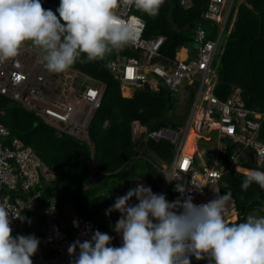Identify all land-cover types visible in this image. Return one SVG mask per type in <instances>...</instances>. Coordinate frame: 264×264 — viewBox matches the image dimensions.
<instances>
[{"label": "built area", "instance_id": "built-area-1", "mask_svg": "<svg viewBox=\"0 0 264 264\" xmlns=\"http://www.w3.org/2000/svg\"><path fill=\"white\" fill-rule=\"evenodd\" d=\"M206 1L201 19L217 26L218 30L214 38H207L204 28L197 26L194 39L198 47L192 58L176 55L171 59L161 55L159 50L165 37L155 34L149 40L143 39L144 21L134 7L122 5L118 14L130 18L134 26L135 42L128 45L132 54L116 55L107 62V68L121 81L122 97L126 101V104L116 103L117 116L129 103H132L128 108L132 115L127 121L117 118L111 125L108 119L104 120L103 128L128 124L125 131L135 143L145 145L149 140H166L174 146L171 160L156 166L163 180L159 189L152 190L164 194L169 202L181 197L175 188L182 185L185 196L191 195L193 203H207L216 198L214 190L221 195L222 177L231 168L247 173L241 166L245 160L258 166L264 162V143L259 140L264 111L246 108L238 87L232 88L226 100L219 99L213 92L218 68L213 61L216 55H221L226 42L218 52L222 34L228 23L229 28L233 23L235 0ZM180 3L189 7L191 0H180ZM159 84L176 95L186 89L191 96L187 118L179 129L167 125L152 130L140 118L141 109L134 100V92L144 87L156 91ZM104 87L103 83L78 70L60 74L48 72L39 51L31 44H26L14 60L0 64V94L33 112L59 134L73 136L88 145L91 144L89 126L100 107ZM189 133L193 135L192 141L186 147ZM200 136L212 142L209 144L212 149L198 145ZM9 137V130L0 123V204H6L11 211L20 210L25 216L39 205L44 187L53 182L56 175L30 147L20 139L10 140ZM89 174L93 177L94 170ZM40 213L44 216L41 225L36 215L28 219L30 224L27 220L23 223L13 220V235L34 234L39 240L43 237L44 253H36L32 257L33 264H70L73 257L68 254L69 245L76 240L90 239L96 230L94 222L68 208L61 217L54 196L45 200ZM115 234L120 240L121 236ZM207 263L206 259L198 261L191 257V264Z\"/></svg>", "mask_w": 264, "mask_h": 264}, {"label": "clouds", "instance_id": "clouds-1", "mask_svg": "<svg viewBox=\"0 0 264 264\" xmlns=\"http://www.w3.org/2000/svg\"><path fill=\"white\" fill-rule=\"evenodd\" d=\"M239 1L233 6L234 20L231 28L242 0ZM164 2L165 0H59V6L54 7V12L45 9L41 0H0V64L17 58L26 44L37 49L46 70L56 74L73 69L77 62L103 60L114 50L124 47L127 48V53L117 52L115 56L131 55L128 45L135 42L134 26L130 18L118 14V9L122 5L134 7L149 17H156ZM143 33L142 38L146 40L155 34L164 36L162 47L164 46L166 36L163 33L157 31L149 38H144ZM184 45L176 48L171 59L179 55L180 51L179 56L192 58L195 49H186ZM160 51L161 49V54ZM160 88L168 90L163 84H159L158 90ZM120 91L118 99L124 100L121 81ZM182 93L185 95L182 96ZM171 94L177 100L176 103L187 98L188 107L184 111L187 118L191 96L186 89H182L178 95ZM114 107L118 110L116 103ZM115 110L114 114L117 115ZM107 119L109 125L115 120H105ZM103 122L100 125V140L112 129H120L121 133L131 136L126 133L123 124L103 128ZM131 142L139 144L132 141V136ZM197 142L199 146L205 147L202 145L205 143L208 150L212 149L210 142L203 136ZM154 162L155 168L165 163L160 159ZM234 170L236 171L235 168ZM244 174L245 178L241 183L243 190H247L253 183L264 189V171L249 170ZM97 178L96 173L93 177L89 174L90 182H95ZM141 181L147 183L145 180ZM151 188L150 185L138 183L125 195L116 198L114 204L106 210V215L113 211L120 213V218L113 227V231L121 236L118 239L120 246L112 245L113 236L95 230L90 239L83 242L76 240L69 245L68 254L73 257L70 264H191L193 256L198 261L207 259L208 264H264V216L249 215L244 222H240L242 216L237 211L230 192L219 195V191L214 190L217 193L215 199L197 205L193 203L191 195L185 196L186 190L182 185L175 188L181 197L171 202L164 194L153 193L152 189H157ZM133 198L137 203L130 204L129 201ZM229 201V208L235 209V214L229 217L230 221L226 219ZM233 216L235 222L231 220ZM13 220H20L22 223L27 220L31 223L21 215L20 210L11 211L6 204H0V264H33L32 257L39 250L40 240L34 234L14 236Z\"/></svg>", "mask_w": 264, "mask_h": 264}, {"label": "trees", "instance_id": "trees-1", "mask_svg": "<svg viewBox=\"0 0 264 264\" xmlns=\"http://www.w3.org/2000/svg\"><path fill=\"white\" fill-rule=\"evenodd\" d=\"M41 2L45 9L54 12V7L59 6V0ZM206 5V0H191L189 7L183 6L180 0H165L156 17H149L138 10H135V13L145 21L144 38H149L157 31L166 36V42L160 52L163 56L172 58L176 48L192 42L191 36L198 25L202 28L204 23L205 28L206 25L212 26L207 38H214L216 35L217 26L201 19ZM224 32L226 42L219 56L214 94L219 99L226 100L232 87H239L246 108L264 111V0H242L237 7L232 28L229 30L228 23ZM117 52L127 53V48L114 50L103 60L77 62L72 67L106 86L101 105L89 127L90 145L73 136L59 134L33 112L0 94V123L9 130L10 140L20 139L49 165L56 175L55 180L44 187L39 205L33 207L24 217L29 219L35 214L41 225L44 216L40 210L43 209L45 200L54 196L58 201L61 217H64L66 208H69L92 220L96 230L114 237L113 246H120L113 231L120 213L113 211L106 215V210L112 206V201L121 188L126 194L129 189H133L132 185L138 179L145 180L152 188L158 189L163 174L155 168L153 157L168 162L174 149L166 140H149L145 145H135L131 142V136L121 133L120 129H112L100 140V125L103 120L123 118L114 114L115 103H120V81L106 67L107 61ZM133 97L141 109L140 118L149 129L167 125L179 129L184 124L186 114L172 113L177 100L165 88L153 91L144 87L136 90ZM124 103L126 104V101ZM131 104H128L129 109ZM128 108L125 106V111ZM129 115L132 113L129 112L126 117ZM122 120L125 121V118ZM259 140L264 143V119L261 122ZM102 143L103 151L100 150ZM243 164L250 170L264 171V162L261 167H256L255 163H247L246 160ZM91 169H94L98 176L95 182L89 180ZM244 178V173L231 168L223 176L220 188L223 194L231 193L237 211L242 216L240 222H244L249 212L258 208L263 210L264 207V189L253 183L247 190H243L241 183ZM103 188L105 191L101 192ZM129 203L135 204L137 201L133 198ZM44 249L43 237L40 236L37 254L44 253Z\"/></svg>", "mask_w": 264, "mask_h": 264}, {"label": "rangeland", "instance_id": "rangeland-1", "mask_svg": "<svg viewBox=\"0 0 264 264\" xmlns=\"http://www.w3.org/2000/svg\"><path fill=\"white\" fill-rule=\"evenodd\" d=\"M237 1H239V0H235V2H234V7L238 4ZM211 27H212V26L206 25V28H205V23L203 24V28L206 30V35H208V34L211 33V31H212V28H211ZM225 35H226V34H225V32H224V33H223V37H222V41L220 42V45H219L218 52L220 51V49H221L222 46H223L224 41L226 40ZM191 38L193 39L192 42H190V43H186V44L184 45V47H185L186 49L194 50V49H196V48L198 47V42L194 40V38H195L194 35H192ZM180 52H181V51H180ZM180 52H179V55H181ZM213 64H214V66H217V67H218V64H219V62H218V55H216V57L214 58ZM215 71H216V70H215ZM216 72H217V71H216ZM183 95H185V94L182 93V96H183ZM129 96H130V95H129ZM124 101H125V100H122V99L119 100V102H124ZM175 105H176V111H175V109H174L173 113H175V114H182V113H184V111H185L186 108L188 107V100H187V98H186L185 100L178 101ZM123 109L125 110V108H123ZM129 112H131V111H129V110L127 109L125 112H121V113H119V115L126 119V118H128V117H126V114H129ZM123 113H124L125 115H124ZM131 113H132V112H131ZM123 118H121V119L119 118V120H122ZM126 121H127V120H126ZM202 145H204L207 149H209V148L206 146L205 143H203ZM190 149H192V148H190ZM100 150H101V145H100ZM153 159H154V161H158V158H157L156 156L153 157ZM160 163H161V162H160ZM247 163L252 164L253 161H251V160L248 161V160H247ZM255 165H256V167H261V166H262V165L258 166L257 163H255ZM138 183H142V184H144L143 181H141L140 179H138V180H136V182H135L133 185H136V186H137ZM144 185L147 186L146 184H144ZM151 189H152V188H151ZM152 190H153V189H152ZM103 191H105V188H103L101 192H103ZM153 191H154V190H153ZM123 195H125V191H124L123 188H121V189L119 190V192L117 193V195L115 196V198H114V200H113V202H112V205L114 204L116 198L121 197V196H123ZM263 210H264V208H263ZM234 214H235V209H234L233 207L229 208L228 211H227V213H226V219L229 218L230 216L234 215ZM249 215L256 216V217H261V216H264V213L262 212L261 209H255V210L249 212V213L246 215V218H247ZM246 218H245V220H246ZM245 220H244V221H245ZM206 262H208L207 259H206Z\"/></svg>", "mask_w": 264, "mask_h": 264}, {"label": "bare ground", "instance_id": "bare-ground-1", "mask_svg": "<svg viewBox=\"0 0 264 264\" xmlns=\"http://www.w3.org/2000/svg\"><path fill=\"white\" fill-rule=\"evenodd\" d=\"M189 136H188V138H187V140H186V147L187 146H189V144H190V142L192 141V134L191 133H189L188 134ZM12 136V135H11ZM139 162V161H138ZM134 163V162H133ZM153 166V165H152ZM151 182V181H150ZM231 206V201H229V205H228V208ZM259 209V208H258ZM28 216V215H27ZM41 216V215H40ZM39 217V216H38ZM234 218V216L231 218V220ZM236 221V220H235ZM235 221H233V222H235Z\"/></svg>", "mask_w": 264, "mask_h": 264}, {"label": "crops", "instance_id": "crops-1", "mask_svg": "<svg viewBox=\"0 0 264 264\" xmlns=\"http://www.w3.org/2000/svg\"><path fill=\"white\" fill-rule=\"evenodd\" d=\"M192 136H193V135H192ZM102 142H103V141H102ZM101 149H102V151H103V143H102ZM241 166H242L243 168H245L247 172L250 170L249 168H246V167L244 166L243 163L241 164ZM134 186H136V185H134ZM148 186H149V185H148ZM263 208H264V207H263ZM262 212L264 213V210H262Z\"/></svg>", "mask_w": 264, "mask_h": 264}, {"label": "water", "instance_id": "water-1", "mask_svg": "<svg viewBox=\"0 0 264 264\" xmlns=\"http://www.w3.org/2000/svg\"><path fill=\"white\" fill-rule=\"evenodd\" d=\"M191 27H192V25H191Z\"/></svg>", "mask_w": 264, "mask_h": 264}]
</instances>
